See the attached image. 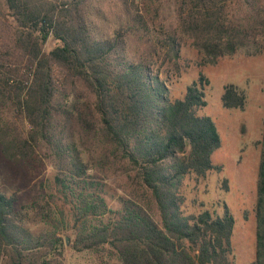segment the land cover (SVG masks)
Segmentation results:
<instances>
[{"label":"trees","instance_id":"16d2710c","mask_svg":"<svg viewBox=\"0 0 264 264\" xmlns=\"http://www.w3.org/2000/svg\"><path fill=\"white\" fill-rule=\"evenodd\" d=\"M110 1L0 0V154L52 172L23 204L0 193V264H62L65 231L72 250L114 264H232L226 205L190 212L185 196L221 169L215 126L198 114L207 80L170 99L167 79L185 69L183 38L196 66L264 55V0ZM220 102L241 110L245 96L228 84ZM257 144L249 264H264V118ZM110 176L129 191L118 209L106 202Z\"/></svg>","mask_w":264,"mask_h":264},{"label":"rangeland","instance_id":"374dc122","mask_svg":"<svg viewBox=\"0 0 264 264\" xmlns=\"http://www.w3.org/2000/svg\"><path fill=\"white\" fill-rule=\"evenodd\" d=\"M111 3L112 0L108 4ZM53 45L50 38L44 49H51ZM197 60L198 55L189 42L181 39L180 63L186 65L179 78L169 73V97L181 98L185 87L195 81L198 74L207 80L202 89L205 106L198 114L209 117L215 126L220 143L210 159L212 164L221 169L219 172H208L197 184H186L188 211L208 210L220 215L222 204H225L233 219L230 238L232 264H249L255 251L253 207L259 160L257 143L261 141L264 118V55L245 56L241 51L232 56L220 57L214 65L204 66H196ZM228 84L243 92L245 103L241 110L221 106L222 87ZM51 175L47 163L30 172L8 163L0 154V193L14 195L19 204L41 193L40 184L49 181ZM127 188L123 176H110L106 183L107 205L118 209L117 197L129 192ZM190 200L195 203L191 205ZM60 236L62 264H114L111 258H99L89 252L72 250L70 231L62 232Z\"/></svg>","mask_w":264,"mask_h":264},{"label":"water","instance_id":"95a60500","mask_svg":"<svg viewBox=\"0 0 264 264\" xmlns=\"http://www.w3.org/2000/svg\"><path fill=\"white\" fill-rule=\"evenodd\" d=\"M67 240V238H65V241Z\"/></svg>","mask_w":264,"mask_h":264}]
</instances>
